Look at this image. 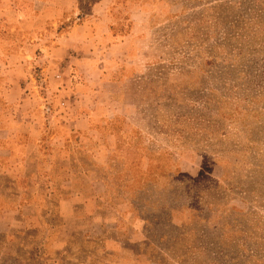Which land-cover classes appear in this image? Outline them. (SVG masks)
<instances>
[{
    "label": "rangeland",
    "instance_id": "1",
    "mask_svg": "<svg viewBox=\"0 0 264 264\" xmlns=\"http://www.w3.org/2000/svg\"><path fill=\"white\" fill-rule=\"evenodd\" d=\"M134 218L135 264H264V0H0V264H119Z\"/></svg>",
    "mask_w": 264,
    "mask_h": 264
},
{
    "label": "crops",
    "instance_id": "2",
    "mask_svg": "<svg viewBox=\"0 0 264 264\" xmlns=\"http://www.w3.org/2000/svg\"><path fill=\"white\" fill-rule=\"evenodd\" d=\"M83 30V36H81L82 38H84L86 41L85 43L82 42V47H80L81 49H83V53L85 54L86 52H90V50H94V53L97 54V52L100 50L102 53V47H98L96 45V39L98 37H94V34L88 30L86 27L82 28ZM86 45V49L84 48ZM103 46V45H102ZM82 51H78L77 52V56L82 54ZM64 55V54H63ZM67 66H70L71 60H67L66 61ZM68 66V67H69ZM69 83V80H68ZM85 119L84 116L79 115L76 116L74 119H72L71 121H68V125H64L62 129L58 130L55 134L56 136V140L57 139H63L64 137H67L69 134L71 133H76L78 130H86V123H85ZM61 130L64 132H61ZM66 131V132H65ZM62 133L60 138L58 137V135ZM57 146H55V148L57 149ZM68 175V179L66 180V183H70V198L69 199H75L77 197H82V198H86L87 202L90 203V205L85 206V207H76L73 204L69 207L68 210V225H69V229L68 234L65 236L64 239H62L61 235L63 236L65 233V229L64 226H57L55 229H51L53 228V226L50 227V229L46 230V238H45V243L47 244L48 250L50 253L55 254L58 250H62L63 248H65L66 245H68L70 243V240L72 239L73 235L79 231H81L80 228H78V220L80 215H93L96 211L97 208L92 204L94 201L98 198V195L96 194V190L95 188L91 185L89 186L88 190L82 191L80 189H78L76 187V182H77V178L78 175L77 173H75L74 175H72V173L70 172ZM91 178L89 177V175H85L84 181L86 183H88V181H90ZM78 189V190H77ZM47 196L42 197V200H44ZM75 200H72L73 202ZM71 202V201H70ZM44 203V202H43ZM31 206V207H30ZM29 207L33 209V213H38V210L40 208L41 209L44 206L41 207H37V209L33 206L30 205ZM34 207V208H33ZM27 208V207H26ZM124 214V213H122ZM40 226V225H39ZM122 227H125V229L123 230V239H117L118 241L114 242L115 244L113 246H108L109 248H106V250H104V252L102 254H100V257H102L103 261L105 262H112V263H139L142 260V257L144 259L147 260L148 263L150 262H154L156 261L155 259L151 258L150 256H145L141 254V245L140 243L143 244H150L152 247L156 248V244L151 240V239H146L144 238V236L142 235V233L145 235V232L148 231V228L142 227L141 225H138V222L135 221V218L132 220H126V224ZM126 232V234H125ZM143 236V238H142ZM144 239V240H141ZM113 243V242H112ZM125 243H127V245H125Z\"/></svg>",
    "mask_w": 264,
    "mask_h": 264
}]
</instances>
